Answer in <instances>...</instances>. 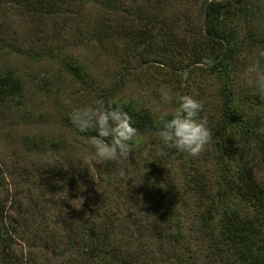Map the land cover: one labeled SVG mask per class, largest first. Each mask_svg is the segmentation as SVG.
Masks as SVG:
<instances>
[{
  "label": "rangeland",
  "instance_id": "1",
  "mask_svg": "<svg viewBox=\"0 0 264 264\" xmlns=\"http://www.w3.org/2000/svg\"><path fill=\"white\" fill-rule=\"evenodd\" d=\"M230 1L238 6L227 21L237 35L236 59L234 69L223 78L211 75L205 66L194 65L189 53L179 58L181 64L174 68L155 61L142 62L154 60L143 56V46L131 59L129 73L120 77L124 47L120 45L116 50L115 41L82 43L72 38L74 31L60 35L52 31L36 33L35 26L23 15L0 13V79L7 77L14 83L12 90L0 93V169L6 183L0 186V203L7 195L5 224L16 228L12 250L24 257V264H72L68 258L70 238L62 236V230L65 221L76 218L85 221L84 228L98 225L101 218L109 225L107 243L113 246L108 255L110 264H118V258L129 250L138 253L133 261L127 259V264H152L153 254L166 257L174 250L173 237L190 250L194 264H216L199 221V185L189 177L197 168L214 172L210 136L193 167L184 158L172 157L174 149L170 147L164 148L163 156L157 154L163 147L158 138L159 123L150 131L137 132L130 154L122 158L121 164H97L84 139L91 136L78 134L69 113L74 108L101 105L103 94L111 96L116 86L111 97L148 109L158 122L161 113L171 114L176 108L175 103L160 101L158 89L163 85L173 93L196 98L203 106L199 117L209 119L219 86L228 80L237 103L252 114L250 118L258 126L264 144V93L248 83L257 72L264 73V0ZM191 2L171 0L170 5L183 7L172 12L186 9L195 22L202 1ZM99 12L93 4L86 6L84 14L89 20L83 19L81 26L92 24ZM185 27L180 23L178 32L185 34ZM145 150L151 151L148 160L142 156ZM56 162L72 173L73 183L51 174V165ZM254 163L257 179L264 185V149L254 157ZM121 168L126 170L123 177L119 174ZM159 171L166 176L163 184L155 178ZM209 172L204 178H196H202L201 185L209 187L217 181ZM42 192L47 200L44 210L29 215V197ZM150 196L162 204L172 222L171 231L179 236H163L160 244L144 233L151 214ZM23 220L28 224L46 223L52 236H35Z\"/></svg>",
  "mask_w": 264,
  "mask_h": 264
},
{
  "label": "trees",
  "instance_id": "2",
  "mask_svg": "<svg viewBox=\"0 0 264 264\" xmlns=\"http://www.w3.org/2000/svg\"><path fill=\"white\" fill-rule=\"evenodd\" d=\"M186 1L193 4V0ZM201 1L200 17L195 22H192L186 9L172 12L183 7L170 5L171 0H0V13L23 15L35 26L33 29L36 33L44 31V34H50L52 31L60 35L66 31H74L72 38L76 37L82 43L96 39L101 43L115 41L114 44L118 45L116 50L120 45L124 47L120 58V77L128 72L131 59L143 46V56H152L154 60L143 58L142 62L155 61L164 67L174 68L181 64L178 59L189 53L194 65L205 66L211 71V75L223 78L235 65L237 35L227 21L238 6L230 0ZM90 4L98 8L100 14L94 24L82 27L80 22L83 19L89 20L84 10ZM180 23L186 25L185 34L178 32ZM189 39L191 43L188 42ZM263 41L264 38L261 42ZM13 88L11 79H0V93ZM117 89L118 87H113L111 96ZM111 96L104 93L100 99L102 105L106 108L109 105L113 108L119 106L126 111L137 132L150 131L159 123L148 109ZM213 108L211 117L203 120L206 121L214 146L213 166L216 167L214 172H206L215 174L217 181L209 187L203 183L202 186L199 181L205 177L206 172L198 168L194 174L189 175L199 185L197 210L201 229L208 236L206 239L210 241L212 259L216 264H264V185L257 179L254 163V157L262 154L264 144L259 138L258 126L250 118L252 114L243 104L237 103L228 80L221 82L218 100ZM78 134L87 137L95 135V132L78 131ZM173 156L184 158L189 167H193L197 159L175 149ZM50 170L55 178L66 183L72 182L73 175L63 164L56 162L51 165ZM200 176L202 178L198 181L196 178ZM155 178L162 184L165 183L166 176L163 172H156ZM5 184L0 169V186ZM46 202L43 192L29 197V208L32 209L29 215L33 216V212L44 210ZM7 203L6 195L4 203H0V264H24V257L15 255L12 250L16 228H8L5 224ZM149 209L151 214L144 226L147 236L160 244L163 236H179L171 231L172 222L162 204L151 196ZM24 216L27 218V213ZM7 217L10 218L9 215ZM201 219L204 221L203 225ZM82 220L76 218L64 222L62 236L70 238L69 260L72 264H110L108 255L113 246L107 243V236H111L109 225L101 218L98 225L84 228L85 221ZM26 224L35 236H52L46 223L28 224L27 221ZM173 241L174 250L170 255L162 257L160 254H153L150 262L194 264L190 250L180 240L178 243L173 237ZM137 253L129 250L118 258V264L127 259L133 261Z\"/></svg>",
  "mask_w": 264,
  "mask_h": 264
},
{
  "label": "clouds",
  "instance_id": "3",
  "mask_svg": "<svg viewBox=\"0 0 264 264\" xmlns=\"http://www.w3.org/2000/svg\"><path fill=\"white\" fill-rule=\"evenodd\" d=\"M248 83L264 93V73L257 72L255 79L249 80ZM158 92L163 104L175 103L176 108L174 113L164 112L158 117V138L163 147L157 150V154L163 156L164 148L170 147L189 157L198 158L210 136L206 121L199 117L203 107L201 102L191 95L173 93L163 85ZM169 115L171 118H168ZM69 118L80 133L90 130L95 132V135L84 139L85 143L90 144L92 159L97 164H121L122 158L129 156L137 139V129L133 126L131 117L119 106L113 108L109 105L106 108L102 104L86 105L74 108L69 113ZM150 154V150L142 152L145 160L149 159ZM119 174L125 176L126 170L121 168Z\"/></svg>",
  "mask_w": 264,
  "mask_h": 264
}]
</instances>
